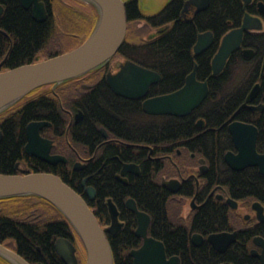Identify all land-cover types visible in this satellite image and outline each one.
<instances>
[{"label":"trees","instance_id":"16d2710c","mask_svg":"<svg viewBox=\"0 0 264 264\" xmlns=\"http://www.w3.org/2000/svg\"><path fill=\"white\" fill-rule=\"evenodd\" d=\"M45 1L48 16L45 21L38 22L32 18L29 10L21 6L19 0H0L5 8L0 25L7 32V37L13 40L7 59V62L12 63L10 68L71 50L81 44L94 28L97 11L92 5L78 0ZM184 1L169 0L158 12L146 15L140 9L139 0H127V34L113 59H129L160 73L161 80L149 88L150 96L180 88L194 63H197V79L207 80L209 86L208 95L199 107L183 117L154 116L144 113L137 100L128 101V104L121 103L119 99L116 100L117 97L105 80V74L111 66L110 60L93 71L61 83L54 90L50 85L37 88L33 96L21 99L0 113V172L15 173L13 162L21 153L22 158L25 155L23 146L26 142L27 123L35 119H46L52 125L44 127L42 133H56L63 141L67 136L77 143L85 137L93 148L100 141L99 137H102L98 131V126L102 125L111 136H117L124 142L154 145L153 155L162 154L163 159L169 155L176 156L177 149L193 151L197 156L210 159V169L215 164L216 172L226 170L222 182L232 196L253 195L264 199V175L256 167L236 172L228 169L223 160L224 153L233 149L227 120L256 82H260V90L255 101L264 102V72L260 75L264 56V31H245L241 47L253 48L254 54L246 58L240 48L230 55L220 74L212 75L210 62L221 37L239 27L245 11L252 10L249 6L244 9L242 0H211L206 9L195 14L191 12L183 18L181 12ZM56 16L63 22H58ZM73 25L78 28L76 34L71 31L70 26ZM166 25L168 27L163 32H156ZM142 29L150 33L148 31L145 35H139L137 30ZM208 30L214 35L212 45L201 54L194 55L192 48L197 35ZM0 37L1 52V42L8 38ZM34 47H37L39 55L33 59L28 56ZM239 70H242L241 73ZM85 84L92 86L85 88ZM62 106L70 111L80 109L84 117L78 123L71 122L68 125L69 115ZM129 115L148 118V138L143 124L139 129L135 120L134 128L129 122ZM234 118L257 125V150L262 151L264 111L253 113L249 109H241ZM198 119L204 120L203 128L196 125ZM101 149L99 158L92 161V176L88 180L99 197V202L91 205L98 222H109L103 202L104 195L112 197L121 206L126 196H132L138 207L151 215L149 230L164 241L170 253L182 252L183 264H216V258L209 256L206 243L191 252V248L195 247L190 248L185 227L174 224L167 213L166 199L170 196L169 192L152 179L146 181L143 177L148 162L140 160L141 155H132L126 144L104 143ZM128 158L141 163L142 177L136 178V183L130 181L129 184H123L114 178V172ZM28 160L34 170L57 174L79 193L80 180L90 169V165L82 171L64 166L50 168L34 157ZM0 202L3 203V209L0 210V243L6 244V239H12V248L31 264H65L54 248L55 239L62 236L73 242L77 247L79 264H85L83 247L76 232L51 203L34 195L2 198ZM120 211L121 218L125 220V228L108 238L115 263L127 264L131 260L129 249L140 244V239L133 232L136 226L135 215L128 209L120 208ZM214 217L216 215L202 208L192 228L205 230L216 224Z\"/></svg>","mask_w":264,"mask_h":264},{"label":"water","instance_id":"95a60500","mask_svg":"<svg viewBox=\"0 0 264 264\" xmlns=\"http://www.w3.org/2000/svg\"><path fill=\"white\" fill-rule=\"evenodd\" d=\"M24 9L31 8L32 18L38 22L46 20L48 13L41 0H19ZM92 5L97 11V21L91 33L77 47L49 58H37L17 66L0 70V113L17 103L32 91L44 86H51L54 90L57 85L67 80L80 77L109 62L123 44L127 34V15L125 0H83ZM211 0H185L181 16L186 18V12L195 14L206 9ZM252 0H242L244 9ZM262 5V2H259ZM190 9V10H189ZM192 9V10H191ZM2 6L0 5V12ZM168 25L157 29L163 32ZM262 21L259 17L245 12L241 25L226 32L220 39L217 51L211 59L212 75L220 74L226 66L230 55L241 48L245 31L260 30ZM213 32L208 30L197 35L193 45V54L199 55L207 50L213 43ZM252 48H243L245 57L251 56ZM2 63H0L1 66ZM197 63L187 74L182 87L168 93L147 97L143 100L142 108L148 114L183 117L197 108L207 97L209 92L208 82L196 77ZM264 71V60L262 71ZM161 75L152 69L125 59L117 64V71L109 70L105 80L110 89L128 98H143L147 95L152 84L158 82ZM260 83L256 82L241 107H249L253 111L264 110V103L250 104L257 95ZM80 112L75 115V122L80 119ZM203 119L197 121L199 127L203 126ZM51 125L47 120H32L27 123L26 143L24 150L27 154L36 156L46 162L56 163L66 161L62 155L49 153L51 141L41 135L44 126ZM228 130L237 150L227 151L224 155L225 162L233 170H240L247 166H258L259 172L264 174V153L256 149L258 129L251 123L230 120ZM105 133V129H102ZM1 134V131H0ZM131 164H124L122 173L131 170ZM75 169L83 165L74 166ZM136 170L137 169H133ZM87 178L83 180L85 183ZM175 180L165 182L167 186L174 184ZM176 184V183H175ZM172 192L177 187H170ZM94 188L87 187V193L92 198ZM34 195L51 203L63 215L79 237L85 250V264H113L112 251L106 232L115 234L122 226L118 219V211L110 198L107 204L111 216V224L102 228L93 211L89 208L84 197L62 180L60 176L48 171H29L21 173L0 172V199L13 196ZM126 206L137 215V228L135 234L143 237V244L132 249L135 264H178V257L166 258L162 242L147 235L150 218L145 212L139 211L132 198L127 199ZM193 235V241L197 244ZM224 233L210 234L209 242L214 238H222ZM200 237V236H198ZM217 249L222 250L214 244ZM54 248L65 264H79L77 247L66 237H57ZM0 255L12 264H30L14 250L0 243ZM264 257V256H263Z\"/></svg>","mask_w":264,"mask_h":264},{"label":"flooded vegetation","instance_id":"af4514ba","mask_svg":"<svg viewBox=\"0 0 264 264\" xmlns=\"http://www.w3.org/2000/svg\"><path fill=\"white\" fill-rule=\"evenodd\" d=\"M45 1V0H43ZM259 2H262V5H259ZM46 3V1H45ZM2 6V10L0 12V18L2 17L4 13V6ZM47 5V4H46ZM248 6L252 10V14L259 17L262 21V28L259 31H264V0H252ZM29 10L31 13V8L25 9ZM32 16V14H31ZM0 35L2 37H7L8 34L2 28L0 25ZM1 38V37H0ZM8 40L1 42V52H0V70H4L6 68H10L11 64L10 62H7V59L9 57V54L11 52L12 46H13V40L11 37H7ZM243 50V48L241 47ZM253 49V48H252ZM254 50V49H253ZM193 51V50H192ZM255 52V51H254ZM254 52L251 54V56L254 54ZM243 54V53H242ZM39 55L37 47H34L32 49V52L30 53V58H36ZM244 56V55H243ZM249 56V57H251ZM245 57V56H244ZM248 58V57H246ZM264 56L262 58L261 62V70H260V75L262 71V64H263ZM119 60L115 61L114 65H111L110 70L111 71H117V64L119 63ZM195 65V63H194ZM211 66V63H210ZM194 67V66H193ZM198 68V67H197ZM108 72V71H107ZM106 72V73H107ZM264 72V71H263ZM186 79V77H185ZM205 81V80H201ZM207 81V80H206ZM208 82V81H207ZM185 83V81H184ZM184 85V84H183ZM182 85V86H183ZM91 84H85V88L91 87ZM181 86V87H182ZM253 87V86H252ZM251 87V88H252ZM251 90V89H250ZM249 90V91H250ZM260 90V88H259ZM112 91V90H111ZM247 92V94L249 93ZM114 93V92H113ZM259 93V91H258ZM257 93V95H258ZM247 94L244 97V100L242 103L245 101V98ZM114 95L117 97L116 100L119 99V95ZM256 95V97H257ZM148 97V94L145 95L142 99H138L141 105V109L144 112L142 108V103L145 98ZM256 97L249 102L250 104L257 105L259 103H264V102H256ZM205 100V99H204ZM203 100V101H204ZM123 104H128V99L123 98L122 102ZM203 103V102H202ZM201 103V104H202ZM241 103V104H242ZM200 104V105H201ZM240 104V105H241ZM199 105V106H200ZM240 105L237 107V109L232 113V115L228 118L227 120V127L228 123L230 120H238L235 117L236 112H238L241 109H249L253 113H262V111H253L251 110L248 106L247 107H240ZM198 106V107H199ZM63 107V106H62ZM196 109V108H195ZM63 110L69 115V123L75 121V115L76 113L80 112L81 116L80 119L77 121L79 122L83 117H84V112L80 109H77L76 111H70L69 109L63 107ZM193 111V110H192ZM191 111V112H192ZM190 112V113H191ZM146 113V112H144ZM148 114V113H146ZM151 115V114H148ZM130 119L129 122L131 125L135 128V120L137 121L138 124H136L137 128L140 129L141 125L143 124V128L145 130L146 137L148 138V133H149V126H148V118L146 116L142 115H137L135 118L132 115H129ZM154 116H161V115H154ZM35 120H41V119H35ZM46 120V119H42ZM199 120V119H198ZM49 121V120H47ZM241 121V120H238ZM50 122V121H49ZM245 122V121H242ZM204 123V120H203ZM245 123H251L257 127L256 124L252 122H245ZM197 124V122H196ZM52 125V122H51ZM49 125V126H51ZM205 124H203L202 128L204 127ZM49 126H44V127H49ZM43 127V128H44ZM42 128V129H43ZM104 127L98 126V131L102 134V137L100 138V141L95 143V147L93 148L90 143H88L85 140H81V142H75L71 141L67 136L65 138V141L61 140L56 133H42L41 129V135L51 141V147L49 150V153L52 155H62L66 157V161H58L54 164L46 162L36 156L29 155L25 153L24 158H22V153L18 158L15 159L13 162L12 168L16 173H21V171L24 172H29V171H39V170H34L31 164H29V158L34 157L35 159L42 161L46 163L50 168L55 167L58 168V166H64L67 169H72L76 171H82L84 169H87V167L90 165V169L88 170L89 172L85 173V175L81 178L80 180V185H81V194L85 198L86 202L89 204L90 207L94 203L99 202V197L97 190L94 188V196L91 198L88 193H87V187L92 186L88 183L89 178L92 176L91 170L93 169L92 161L95 158H99V156L102 153V145L106 143H119L121 146H126L130 147V153L131 154H143L149 156L151 151L148 149L146 150L143 146V144L146 143H140V144H134V143H129L128 141L124 142L123 140L119 139L117 136H111L110 132L105 130L106 134H103L102 129ZM258 129V127H257ZM1 131V130H0ZM259 132V130H258ZM26 133V132H25ZM2 138V131L0 134V140ZM145 138V136H144ZM258 138V135H257ZM26 143V142H25ZM233 143V142H232ZM25 145V144H24ZM79 148H78V146ZM24 148V146H23ZM79 150H78V149ZM256 149H257V139H256ZM228 151H233L234 153L237 152L234 143H233V149L228 150ZM258 151V150H257ZM227 152V151H226ZM259 153H264V149L262 151H258ZM180 155H182L180 157ZM154 159H163L164 155H153ZM150 156L148 158L144 159V162H148L149 164ZM223 160L224 155H223ZM167 162L170 164L168 166H171V169L169 170L168 168H165L164 171L161 170V175L159 179V184L169 192L170 200L174 201L176 204L179 205L180 212L175 214L174 217H171V221L174 223L181 222V224L185 227V230L188 234L189 238V245L191 247V252L195 250L196 248L202 246L204 243H206L207 247L209 248V256L211 255L212 258H216V264H264L262 261V257L264 256V199L259 198L257 196L249 195L247 197H235L232 196L229 192L228 187L226 184H224L222 181V177H218L214 174L213 167L210 169V159L202 156H197L195 152L193 151H180L178 152V155L176 159H170ZM81 166L83 165V168L81 169H75V165ZM124 162H121L120 165L118 166L117 170L114 172V178L116 180L122 182L123 184H129L130 181H134L141 173H142V167L141 163L138 162V167H132L131 170H127L125 174H121V171L124 167ZM228 165V164H227ZM216 167V166H215ZM250 166H247L243 169L240 170H233L232 168L229 169L232 171L239 172L241 170H244ZM259 172L258 166H255ZM133 169H137L133 170ZM99 170H97V173H99ZM221 170H218L219 172ZM260 173V172H259ZM262 174V173H260ZM88 177V178H87ZM86 179L85 183L83 184V180ZM216 179V180H215ZM163 180H175L174 184L171 186H166L163 184ZM176 183V184H175ZM193 185H199L202 186V191H196V189L193 191ZM160 186V187H161ZM170 187H177V190L175 192H172ZM129 197V196H128ZM108 196L103 197V202L105 204ZM127 198V197H126ZM125 198V199H126ZM124 199V200H125ZM234 201L233 203H231ZM116 205L118 206L119 210L120 208L127 210V206L124 205V202L121 203L116 202ZM106 205V204H105ZM3 203L0 202V210L3 209ZM187 207V209H186ZM207 210L208 212L210 211L211 214H217L219 210L223 211L225 214L226 219L222 220L221 217H214V220L216 221V224L213 226L205 229V230H195L192 228V225L195 222L196 216L200 212L201 209ZM108 211V210H107ZM121 213V211H120ZM208 214V213H207ZM120 221L123 223L121 228L116 232L118 234L120 231H122L125 228V220L121 218L120 216ZM136 228V227H135ZM134 228V230H135ZM133 230V232H134ZM196 233L200 237H196L195 240L197 241V244L194 243L193 241V234ZM219 234V233H224V236L222 238H214V242L212 243H207L206 237L210 234ZM149 235H152V231L149 230ZM155 237V236H154ZM157 238V237H156ZM159 239V238H158ZM162 240V239H160ZM142 242V241H141ZM164 243V241L162 240ZM12 239H6V247L14 250L12 248ZM141 244V243H140ZM140 244L138 246H140ZM217 245L219 248H222V250L217 249L215 246ZM134 246V247H138ZM164 249L166 252V257L170 258L171 256H178L179 262L178 264H183V260L181 258V253H170L167 250V246L164 243ZM15 251V250H14ZM16 252V251H15ZM0 264H10L7 262L5 258H3L0 255ZM39 264V262L35 263ZM114 264L115 261H114ZM127 264H135L134 260L131 259Z\"/></svg>","mask_w":264,"mask_h":264},{"label":"bare ground","instance_id":"6f19581e","mask_svg":"<svg viewBox=\"0 0 264 264\" xmlns=\"http://www.w3.org/2000/svg\"><path fill=\"white\" fill-rule=\"evenodd\" d=\"M41 1H43V0H41ZM20 2V1H19ZM44 2V4H45V7H46V10H47V5H46V3H45V1H43ZM21 4V3H20ZM22 6V5H21ZM137 33L139 34V35H145L147 32L145 31V29H142V30H137ZM160 74V73H159ZM160 80H161V78H160ZM159 80V81H160ZM158 81V82H159ZM63 83V82H62ZM157 83V82H156ZM61 84V83H60ZM59 84V85H60ZM155 84V83H154ZM59 85H57L56 87H58ZM42 88V87H41ZM36 90V89H35ZM35 90L34 91H32L29 95H27L26 97H31V96H33L34 94H35ZM148 94V93H147ZM162 94H164V93H162ZM116 95H118V94H116ZM156 95H160V94H155V95H148V97H153V96H156ZM25 98V97H24ZM23 98V99H24ZM123 98H126V99H128V101H135V100H137L138 101V99H142V98H128V97H125V96H122V95H119V101H122V99ZM146 99V98H145ZM68 115H70V114H68ZM174 117H179V116H174ZM74 123H78V122H75L74 121ZM70 123H69V121H68V125H69ZM197 125V124H196ZM198 126V125H197ZM50 127V126H49ZM199 127V126H198ZM200 128H202V127H200ZM228 128V127H227ZM103 129H105V128H103ZM106 130V129H105ZM228 132H229V130H228ZM104 134V133H103ZM229 135H230V137H231V134H230V132H229ZM231 140H232V137H231ZM233 142V141H232ZM106 143V142H105ZM135 144H140V143H135ZM25 146V145H24ZM78 146V145H77ZM141 147H144L146 150H150L151 151V153H150V160H149V166L147 167V171H146V173H144V175H143V177H144V179L147 181V179L148 178H150V179H152L151 181H153L155 184H158V185H160L159 184V179H160V175H161V170H163L164 171V169L165 168H168L169 170L171 169V166H168L170 163L169 162H167L168 160H170V159H176V157H177V155H178V152H180V151H182L181 149H177L176 150V156H172V155H169V156H166L165 157V159H167V160H165V159H154L155 157L153 156V150H154V145L152 146L151 144H149V143H146V144H143V146H141ZM78 148H79V146H78ZM77 148V149H78ZM24 149V148H23ZM79 150V149H78ZM155 150H156V148H155ZM184 150V149H183ZM24 152H25V150H24ZM26 153V152H25ZM226 153V152H225ZM225 153H224V155H225ZM133 155V154H132ZM134 155H141L140 156V160H142V161H144V159L145 158H148L149 156H147V155H143V154H134ZM160 155H162V154H160ZM182 155H180V157H181ZM65 157V156H64ZM154 157V158H153ZM66 158V157H65ZM122 162H124V163H127V164H131V166H133V167H138V161H136V160H133V159H131V158H128L127 160H123ZM226 165V167L229 169V165H227V164H225ZM250 167H255V166H250ZM213 171H214V174L216 175V176H218V177H223L224 175H225V173H226V170L225 169H223V170H221V171H219V172H216V167L214 166L213 167ZM121 174L123 175V174H125V172L124 173H122L121 172ZM263 174V173H262ZM264 175V174H263ZM140 177H142V173L137 177V179L138 178H140ZM88 178V177H87ZM90 179V178H89ZM116 179V178H115ZM136 180H134V182L133 183H136L135 182ZM168 181H170V180H163V184L164 185H166L167 186V184H165V182H168ZM161 186V185H160ZM93 187V186H92ZM162 187V186H161ZM94 188V187H93ZM196 189V191H201L202 190V186H199V185H196V186H194L193 185V191ZM78 192V191H77ZM79 193V192H78ZM81 196H82V194L81 193H79ZM129 196V195H128ZM126 196L125 198V200L123 201L124 202V205L126 206V201H127V199H129V198H132L134 201H135V203H136V206H137V208H138V210L139 211H142V212H145L146 214H148V216H149V218H150V221H149V225H148V228H147V235L148 236H151V237H153V238H155L156 240H158V241H160V242H162V240H160V239H158V238H156V237H154V236H152V235H149V227H150V224H151V220H152V217H151V215L147 212V211H145V210H143V209H140L139 207H138V205H137V202H136V200L132 197V196ZM247 196H249V195H244L243 197H247ZM83 197V196H82ZM6 198H10V197H6ZM108 198H110L111 200H112V202H113V204L116 206V209H117V211H118V219H119V221H120V210H119V208H118V206L116 205V203L114 202V200L112 199V197H110V196H108ZM107 198V199H108ZM85 199V198H84ZM167 201H166V209H167V213H168V215H169V218L171 219V215H170V212H169V201H172V200H170V198L168 197V199H166ZM86 201V200H85ZM234 201H232L231 203H233ZM88 204V203H87ZM106 204V205H105ZM105 207H106V210H108L107 211V214H108V217H109V222L108 223H106V224H100V226L102 227V228H106V227H108V226H110V224H111V216H110V212H109V208H108V204H107V200H106V202H105ZM88 206H89V204H88ZM89 208L93 211V209L89 206ZM128 208V207H127ZM128 210L130 211V212H132L134 215H135V219H136V228H137V215H136V213L134 212V211H132L131 209H129L128 208ZM94 213V212H93ZM212 214H214V213H212ZM95 215V214H94ZM214 215H216V216H218V217H221V219L222 220H225L226 219V217H225V214L223 213V211H221V210H219L218 212H217V214H214ZM96 217V216H95ZM97 219V218H96ZM174 224H178V225H180V226H182V224H181V222H177V223H174ZM136 228H135V230H136ZM135 230H134V235L138 238V239H140V246L143 244V241H144V239H143V237H139V236H137L136 234H135ZM194 234H196V233H194ZM193 234V235H194ZM210 234H214V233H210ZM209 234V235H210ZM217 234V233H216ZM115 236L116 235V233L115 234H111L110 232H106V236H107V239H108V242H109V238H108V236ZM198 235V234H197ZM208 235V236H209ZM78 236V235H77ZM207 236V237H208ZM60 237V236H59ZM207 237H206V240H207ZM79 238V237H78ZM193 239V238H192ZM56 240V239H55ZM70 240V239H69ZM142 241V242H141ZM207 243L209 242L208 240L206 241ZM54 243H55V241H54ZM209 243H211V242H209ZM2 244H4V243H2ZM162 244H163V246H164V243L162 242ZM5 245V244H4ZM109 245H110V242H109ZM139 245V244H138ZM137 245V246H138ZM6 246V245H5ZM140 246H138V247H132V248H130L129 249V252H128V254H129V256L131 257V259H133V256L130 254V251L132 250V249H137V248H139ZM110 248H111V246H110ZM84 249V248H83ZM85 251V250H84ZM111 251H112V249H111ZM164 252H165V249H164ZM165 255H166V252H165ZM112 256H113V253H112ZM171 257H178V256H171ZM170 257V258H171ZM167 258V257H166ZM169 259V258H168ZM262 261L264 262V257H262ZM8 263H10V264H12L10 261H7ZM31 264V263H30ZM39 264H42V263H40L39 262ZM113 264H114V258H113Z\"/></svg>","mask_w":264,"mask_h":264},{"label":"rangeland","instance_id":"374dc122","mask_svg":"<svg viewBox=\"0 0 264 264\" xmlns=\"http://www.w3.org/2000/svg\"><path fill=\"white\" fill-rule=\"evenodd\" d=\"M78 1L84 2L83 0H78ZM168 1L169 0H140L139 1V5H140V9L142 10L143 13H145V14H154V13L158 12ZM86 9H89V8H86ZM56 18H57L58 22H63L60 19V17L56 16ZM70 27H71V31L74 32V34H76L78 28L76 26H74V25L70 26ZM149 33H150V31L148 32V34ZM148 34H147V37H149ZM62 47H64V46H62ZM60 50H63V48L60 47ZM115 61L116 60H114L112 65L115 64ZM241 71H240V73H241ZM239 76L240 75L238 74V77ZM186 209H187V207H186ZM169 212H170V215L174 217L175 214L180 212L179 205L176 204L174 201H169ZM82 253H83L82 256L85 257L84 249H83Z\"/></svg>","mask_w":264,"mask_h":264},{"label":"crops","instance_id":"0c3cea01","mask_svg":"<svg viewBox=\"0 0 264 264\" xmlns=\"http://www.w3.org/2000/svg\"><path fill=\"white\" fill-rule=\"evenodd\" d=\"M127 1V0H126Z\"/></svg>","mask_w":264,"mask_h":264}]
</instances>
